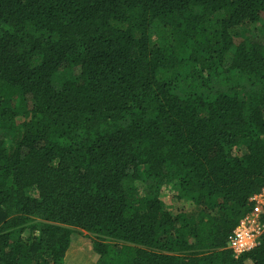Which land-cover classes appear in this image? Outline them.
<instances>
[{
  "label": "trees",
  "instance_id": "obj_1",
  "mask_svg": "<svg viewBox=\"0 0 264 264\" xmlns=\"http://www.w3.org/2000/svg\"><path fill=\"white\" fill-rule=\"evenodd\" d=\"M263 184L264 0H0V264H264Z\"/></svg>",
  "mask_w": 264,
  "mask_h": 264
},
{
  "label": "built area",
  "instance_id": "obj_2",
  "mask_svg": "<svg viewBox=\"0 0 264 264\" xmlns=\"http://www.w3.org/2000/svg\"><path fill=\"white\" fill-rule=\"evenodd\" d=\"M250 211L232 231L227 248L235 256L258 246L264 231V184L259 193L249 199Z\"/></svg>",
  "mask_w": 264,
  "mask_h": 264
},
{
  "label": "rangeland",
  "instance_id": "obj_3",
  "mask_svg": "<svg viewBox=\"0 0 264 264\" xmlns=\"http://www.w3.org/2000/svg\"><path fill=\"white\" fill-rule=\"evenodd\" d=\"M186 206V203L182 201L170 200L168 208L173 213H188L190 210ZM73 230L74 232L71 234L70 246L66 252L64 264H95L97 255L92 250L91 236L80 229Z\"/></svg>",
  "mask_w": 264,
  "mask_h": 264
}]
</instances>
